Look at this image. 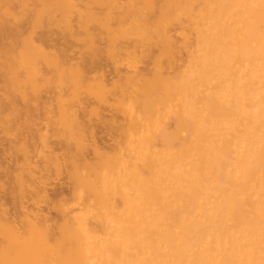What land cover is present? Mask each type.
Listing matches in <instances>:
<instances>
[{"label":"bare ground","instance_id":"bare-ground-1","mask_svg":"<svg viewBox=\"0 0 264 264\" xmlns=\"http://www.w3.org/2000/svg\"><path fill=\"white\" fill-rule=\"evenodd\" d=\"M0 153V264H264V0H0Z\"/></svg>","mask_w":264,"mask_h":264},{"label":"rangeland","instance_id":"rangeland-1","mask_svg":"<svg viewBox=\"0 0 264 264\" xmlns=\"http://www.w3.org/2000/svg\"><path fill=\"white\" fill-rule=\"evenodd\" d=\"M0 154H1V153H0ZM0 156H1V155H0ZM1 157H2V156H1ZM1 157H0V160H1ZM5 162H6V161H5ZM6 163H7V162H6ZM6 163H4V164H6ZM2 165H3V164H2ZM0 167H1V166H0ZM0 169H1V168H0ZM0 175H1V174H0ZM0 177H1V176H0ZM56 184H57V183H55V184H54V185H55V187H54V185H52V186H53V188H56V190L58 189V188H57L58 186L60 187V188H59L60 190H61V189L63 188V186H64V183H62V184L60 183V184H61V186H60V185H58L59 183L57 184V186H56ZM62 185H63V186H62ZM52 186H51V187H52ZM65 187H66V186H65ZM59 189H58V190H59ZM64 189H65V188H64ZM64 189H63V190H64ZM50 190H52V189H50ZM65 190H66V189H65ZM65 190H64V192H65ZM54 191H55V190H54ZM49 192H50V191H49ZM52 192H53V190H52ZM50 194H51V193H50Z\"/></svg>","mask_w":264,"mask_h":264}]
</instances>
